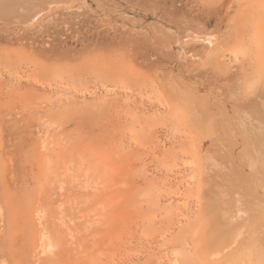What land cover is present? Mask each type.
I'll return each instance as SVG.
<instances>
[{"label": "rangeland", "instance_id": "374dc122", "mask_svg": "<svg viewBox=\"0 0 264 264\" xmlns=\"http://www.w3.org/2000/svg\"><path fill=\"white\" fill-rule=\"evenodd\" d=\"M59 2L0 22V264H264V0Z\"/></svg>", "mask_w": 264, "mask_h": 264}, {"label": "bare ground", "instance_id": "6f19581e", "mask_svg": "<svg viewBox=\"0 0 264 264\" xmlns=\"http://www.w3.org/2000/svg\"><path fill=\"white\" fill-rule=\"evenodd\" d=\"M61 1V0H60ZM95 1H97L98 2V5L97 6H101L102 7V9H107V8H104L103 7V3H102V0H95ZM63 3H64V5L67 3V2H65V1H63ZM70 3V2H69ZM60 5H62L61 4V2H59V0H0V22H2L3 24H5L6 26H16V25H23V26H27V25H31V24H33V23H35L38 19H39V17H41V15L42 14H44L45 12H47V11H50V10H52L54 7H57V6H60ZM67 5V4H66ZM113 14V13H112ZM123 14V13H122ZM105 15V14H104ZM104 20V19H103ZM142 20V19H141ZM114 21V20H113ZM131 21V20H130ZM149 22V21H148ZM126 24V23H125ZM151 25V24H150ZM151 28V27H150ZM156 31L155 32H158L161 36H165V40H167L166 39V37H168V38H170L171 39V36L166 32V31H168V30H164L163 28H159V26L157 27L156 26ZM166 29V28H165ZM176 29V28H175ZM155 30V29H154ZM189 30V29H188ZM152 31H153V29H152ZM170 32V31H169ZM196 32V31H195ZM191 33V32H190ZM190 33H188V34H190ZM211 33V32H210ZM152 34V33H151ZM157 34V33H156ZM173 35H174V33H172ZM177 35V34H176ZM191 35H192V33H191ZM185 36V35H184ZM188 36H190V35H188ZM185 37V38H189V37ZM193 36V35H192ZM192 36H191V38H192ZM157 37V36H156ZM173 38H174V36H172ZM207 37V36H206ZM210 37H213L212 35L210 36ZM172 38V39H173ZM178 38V37H177ZM190 38V39H191ZM196 38V37H195ZM194 38V39H195ZM159 39V38H158ZM162 38H160V40H161ZM175 39H176V37H175ZM179 39V38H178ZM178 39H176V41L179 43V42H181V41H178ZM181 39V38H180ZM184 39V38H183ZM193 39V38H192ZM193 39V40H194ZM197 39V41H198V38H196ZM200 39V38H199ZM201 39H202V37H201ZM211 39H213L214 40V38H211ZM211 39H208V40H211ZM154 40H155V38H154ZM157 40V39H156ZM184 40H186V39H184ZM204 40H205V38H204ZM213 40H211V41H213ZM162 41V40H161ZM183 41V40H182ZM189 41V40H188ZM214 42H215V40H214ZM206 43H207V41H206ZM162 44H164V43H162ZM176 44V43H175ZM181 45V44H180ZM208 45V44H207ZM211 45V44H210ZM214 45V44H213ZM215 46V45H214ZM165 47V46H164ZM178 47H179V45H178ZM183 48V47H182ZM181 48V49H182ZM181 49H179V51L181 50ZM208 49V48H207ZM211 49V48H210ZM182 52H183V49L181 50ZM193 52V51H192ZM204 52V51H203ZM206 52V51H205ZM184 53V52H183ZM193 54V53H192ZM198 54V53H197ZM190 56V55H189ZM192 56V55H191ZM202 56V55H201ZM200 56V57H201ZM203 57V56H202ZM182 58V57H181ZM179 59V58H178ZM192 59V58H191ZM201 59V58H200ZM195 60V59H194ZM219 61H222V59L220 58V60ZM224 61V60H223ZM181 62V61H180ZM183 63V62H182ZM197 63V62H196ZM199 63V62H198ZM184 64V63H183ZM191 64V63H190ZM223 64V63H222ZM186 68V67H185ZM184 70V69H183ZM186 70V69H185ZM168 71V70H167ZM177 71V70H176ZM171 75V74H170ZM179 76V75H178ZM159 77V76H158ZM181 80H183V78H180ZM170 80H172L171 78H170ZM174 80V79H173ZM185 83H187L185 80H183ZM172 82V81H171ZM189 83V82H188ZM195 83V82H194ZM197 83V82H196ZM190 84V83H189ZM184 85V84H183ZM196 85V84H195ZM168 86V85H167ZM227 86V85H226ZM174 87V86H173ZM176 87V86H175ZM190 87V86H189ZM191 87H193V89L195 88L194 86H191ZM190 87V88H191ZM186 88V87H185ZM190 88H188L187 87V89H185L186 91H188V89L190 90ZM215 88V87H214ZM192 91V92H191ZM190 91V95H192L191 93H193V90H191ZM224 91V90H223ZM227 91H229L228 89H227ZM178 92V91H177ZM211 92V91H210ZM169 93H170V90H169ZM187 94H188V92H186ZM195 93V92H194ZM193 93V94H194ZM228 93V92H227ZM249 93V92H248ZM176 94V93H175ZM201 94H203V93H201ZM208 94V93H207ZM206 94V95H207ZM213 94V93H212ZM223 94V93H222ZM221 94V95H222ZM181 95V94H180ZM182 95H184L183 93H182ZM196 95V94H195ZM194 95V96H195ZM211 95V94H210ZM193 96V95H192ZM203 96H205V95H203ZM209 96V95H208ZM217 96V95H216ZM227 96V95H226ZM231 96V95H230ZM188 97V96H187ZM201 98H203V97H201ZM207 98V97H206ZM246 98V97H245ZM170 99V98H169ZM172 99V98H171ZM181 99L182 98H180V101H181ZM205 99V98H204ZM231 99V98H230ZM175 100V99H174ZM189 100V99H188ZM208 100V99H207ZM259 100V99H258ZM264 100V99H263ZM180 101H179V103L178 102H176V101H174L173 103H178V104H180ZM186 101V100H185ZM205 101V100H204ZM222 101V100H221ZM220 101V102H221ZM242 101V100H241ZM250 101H252V100H250ZM171 102H172V100H171ZM181 102H183V101H181ZM188 102V101H187ZM201 102V101H200ZM235 102V101H234ZM244 102H245V100H244ZM190 103V102H189ZM202 103V102H201ZM204 103H206V102H204ZM203 103V104H204ZM225 103V102H224ZM236 103H238V102H236ZM255 103H256V101H255ZM259 103H261V102H259ZM183 104V103H182ZM188 104V103H187ZM192 104V103H191ZM194 104V103H193ZM234 104V103H233ZM257 104V103H256ZM184 105H186V103L184 102ZM190 105V104H189ZM225 105H226V103H225ZM259 106H260V104H258ZM262 106H263V104H261ZM170 106V105H169ZM200 106H202V105H200ZM206 106V105H205ZM204 106V107H205ZM262 106H260L259 108H261V110L263 109V107ZM182 107H184V106H182ZM185 107H187V106H185ZM190 106H188L187 107V109L189 108ZM203 107V106H202ZM258 107V106H257ZM193 108H194V106H193ZM227 108V107H226ZM242 108V107H241ZM241 108H239V109H241ZM246 108V107H245ZM176 109V108H175ZM191 109V108H190ZM205 109V108H204ZM211 109V108H210ZM225 109V108H224ZM222 110V109H221ZM236 110V109H235ZM260 110V111H261ZM186 111V110H185ZM217 111V110H216ZM225 111V110H224ZM250 111V110H249ZM251 111L252 112H245V114L244 115H246V120L244 121V125H245V128L247 129V130H245L244 128L241 130L242 132L243 131H245V132H247L248 131V133H249V137H250V141H251V147H252V151L254 152V157H256V159L258 160V163L256 162V163H254L255 164V168L253 169L257 174H264V172L262 171L263 169H262V167L264 166V151H259L260 149H258V147H261V145H259V144H261V143H263L264 144V137H263V135L262 136H259L258 134L260 133V132H258L259 130H258V128L256 127V125H254L252 122H248V121H250L249 119H251V121L256 117V116H258V115H256V113L257 112H259V111H255V110H252L251 109ZM175 112V111H174ZM194 113V112H193ZM260 113V112H259ZM262 113V112H261ZM221 114V113H220ZM239 114V113H238ZM258 114V113H257ZM263 114H264V112H263ZM200 115V114H199ZM210 115H211V113H210ZM215 115H216V112H215ZM260 116H258V117H260V118H262L263 116H261V114H259ZM221 116H222V114H221ZM243 116V115H242ZM237 117V116H236ZM240 117V116H239ZM258 117H256V118H258ZM184 118V117H183ZM213 118V117H212ZM222 118L224 119V120H226V116L224 117V116H222ZM221 118V122H222V119ZM241 118V117H240ZM245 118V117H244ZM243 118V119H244ZM260 118H258V119H260ZM198 119V118H197ZM242 119V118H241ZM242 119V120H243ZM263 119V118H262ZM261 119V120H262ZM184 120V119H183ZM186 120V119H185ZM185 120H184V122H185ZM191 120V119H190ZM229 120V119H228ZM232 120V119H231ZM260 120V121H261ZM264 120V119H263ZM192 121V120H191ZM200 121V120H199ZM227 121V120H226ZM241 121V120H240ZM259 121V122H260ZM188 122V121H187ZM235 122V125L236 124H238V121H237V123H236V121H234ZM253 122H255L254 120H253ZM264 122V121H263ZM262 122V123H263ZM189 123V122H188ZM193 123H194V121H193ZM240 123V122H239ZM241 123H243V122H241ZM182 124V123H181ZM185 124V123H184ZM210 124V123H209ZM216 124V123H215ZM224 124V123H223ZM258 124V123H257ZM260 124V123H259ZM258 124V125H259ZM188 125V124H187ZM191 125H192V123H191ZM194 125V124H193ZM222 125V124H221ZM229 125V124H228ZM261 125V124H260ZM238 126V125H237ZM239 126H240V124H239ZM223 127V126H222ZM230 127H235L234 126V123H232V125L230 126ZM188 128V127H187ZM262 128V127H261ZM264 128V127H263ZM225 129V128H224ZM229 129V131H231L230 130V128H228ZM228 129H226V130H228ZM235 129V128H234ZM189 130H190V128H189ZM222 130V129H221ZM195 132H196V130H194ZM224 131V130H223ZM238 131V130H237ZM194 132V133H195ZM201 132V131H200ZM232 132V131H231ZM235 132H233V134H234ZM262 133V132H261ZM261 133H260V135H261ZM264 133V132H263ZM222 134H223V132H222ZM235 135H237V132H236V134H234L233 136H235ZM241 135V134H240ZM244 135H245V133H244ZM248 135V134H247ZM246 135V136H247ZM206 136H207V132H206ZM232 136V137H233ZM242 136V135H241ZM217 137H219V136H217ZM238 137H240L239 135H238ZM258 137V138H257ZM237 138V137H236ZM259 138H262V140L260 141V140H258ZM213 139V138H212ZM240 141V140H239ZM245 141V140H244ZM260 141V142H259ZM247 145V144H246ZM245 147V146H244ZM208 150V149H207ZM261 150H263V149H261ZM248 151V150H247ZM241 153V152H240ZM240 156V155H239ZM247 156H249V155H247ZM241 159V158H240ZM243 160V159H242ZM254 160V159H253ZM250 163H252V162H250ZM251 165V164H250ZM200 166V165H199ZM230 167V166H229ZM264 168V167H263ZM199 170V169H198ZM228 170V169H227ZM232 170H234V169H232ZM203 172V171H202ZM201 174V173H200ZM236 176V175H235ZM264 180V179H263ZM261 181V180H260ZM259 183V182H258ZM242 184H243V182H242ZM263 185H264V183H262ZM227 187V186H226ZM261 187V186H260ZM198 188V187H197ZM246 188V187H245ZM250 188V187H249ZM247 189V188H246ZM255 189V188H254ZM262 189V188H261ZM196 190V189H195ZM239 190H240V188H239ZM243 191V190H242ZM256 191V190H255ZM210 192V191H209ZM252 192H254V191H252ZM226 193V192H225ZM228 193V192H227ZM248 194V193H247ZM253 194H256V193H253ZM198 196V195H197ZM247 196V195H246ZM258 196V195H257ZM199 197V196H198ZM254 197H256L255 195H254ZM258 200V199H257ZM256 200V201H257ZM251 201V200H250ZM263 201V200H262ZM199 202V201H198ZM212 203V202H211ZM218 203V202H217ZM258 203H259V201H258ZM258 203H255L256 204V206H257V204ZM260 203H261V200H260ZM264 203V202H263ZM252 204V203H251ZM254 204V203H253ZM263 205V204H262ZM261 205V206H262ZM204 206V205H203ZM213 206H215V204L213 205ZM212 206V207H213ZM217 206V205H216ZM249 207V206H248ZM253 207V206H252ZM263 207V206H262ZM262 207H260L259 206V208H261V210H259L258 212L260 213L263 209H262ZM257 208V207H256ZM211 210H213V209H211ZM228 210V209H227ZM257 210H258V208H257ZM1 211V210H0ZM240 211V210H239ZM250 211V210H249ZM201 212V211H200ZM210 212V211H209ZM213 212V211H212ZM217 212V211H216ZM251 212V211H250ZM254 212V211H253ZM243 213H245V212H243ZM218 215V214H217ZM237 215V214H236ZM260 215V214H259ZM254 218V216H251V218ZM219 218V217H218ZM225 218V217H224ZM217 219V218H216ZM263 219V218H262ZM261 219V220H262ZM223 220V219H222ZM252 220V219H251ZM199 221H200V218H199ZM249 221V220H248ZM259 221V220H258ZM223 222V221H222ZM251 222V221H250ZM199 223V222H198ZM202 224H204V223H202ZM196 225V224H195ZM212 225V224H211ZM210 225V226H211ZM209 226V225H208ZM203 227V226H202ZM227 227V226H226ZM231 229V228H230ZM243 229V228H242ZM241 229V230H242ZM252 229H254V226H253V228ZM210 231V230H209ZM232 231V230H231ZM195 232V231H194ZM193 232V233H194ZM205 232V231H204ZM227 232V231H226ZM245 233H246V231H244ZM192 233V234H193ZM213 233V232H212ZM238 233H239V230H238ZM237 233V234H238ZM225 234V233H224ZM230 234V233H229ZM248 234V233H247ZM226 235V234H225ZM193 236V235H192ZM206 236V235H205ZM209 236V235H208ZM248 236H250V235H248ZM196 237V235L194 236V238ZM200 236H198V238H199ZM212 237V236H211ZM233 237V236H232ZM191 238V237H190ZM189 238V239H190ZM220 238H222L221 236H220ZM228 238H230V237H228ZM208 239V238H207ZM223 239V238H222ZM232 239V238H231ZM239 239V238H238ZM245 239V238H244ZM194 240H196V239H194ZM225 240V239H224ZM200 241V240H199ZM228 241H229V239H228ZM204 242V241H203ZM205 242H207V241H205ZM234 239H233V243L231 242V245L232 244H234ZM193 243V242H192ZM200 243V242H199ZM210 243V242H209ZM239 243V242H238ZM47 245H48V243H46L44 246L45 247H47ZM198 245V244H197ZM240 245V244H239ZM195 246V245H194ZM198 246H200V245H198ZM197 246V247H198ZM236 246V245H235ZM48 247H49V245H48ZM208 247V246H207ZM227 247H229L230 248V246H227ZM240 246H238V248H239ZM237 248V249H238ZM222 249V248H221ZM226 249H228V248H226ZM233 249H234V247H233ZM241 249V248H240ZM193 250V249H192ZM212 250H213V248H212ZM223 250H224V248H223ZM231 250V252H233L232 251V248L230 249ZM236 251H239V250H236ZM195 252V251H194ZM216 253H217V251H215ZM230 252V253H231ZM192 253V252H191ZM240 253V256H242L241 255V252H239ZM225 254V253H224ZM233 254H234V252H233ZM233 254H231V255H233ZM236 254H237V252H236ZM213 255V254H212ZM220 255H223V254H218V256H220ZM235 255V254H234ZM233 255V256H234ZM216 256V255H215ZM215 256H211L210 258L211 259H213V260H216L217 258L215 257ZM239 256V255H238ZM197 257V256H196ZM226 257V256H225ZM225 257L223 258L224 260H225ZM229 258H230V254H229V256H228ZM222 258V257H221ZM228 258V259H229ZM233 258V257H232ZM234 258H236L235 256H234ZM233 258V259H234ZM226 259H227V257H226ZM227 259V260H228ZM241 259H242V257H241ZM199 260V259H198ZM231 260V259H230ZM243 260H244V258H243ZM203 261V260H202ZM205 261V260H204ZM218 261V260H217ZM222 261V260H221ZM226 262V261H225ZM229 262H231V261H229ZM196 263V262H195ZM199 263V262H198ZM215 263V262H214ZM236 263V262H235ZM197 264V263H196ZM217 264V263H216ZM230 264V263H229ZM238 264H239V261H238Z\"/></svg>", "mask_w": 264, "mask_h": 264}]
</instances>
